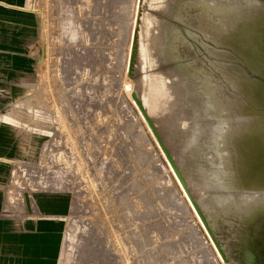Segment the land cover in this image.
Instances as JSON below:
<instances>
[{
    "label": "rangeland",
    "instance_id": "rangeland-1",
    "mask_svg": "<svg viewBox=\"0 0 264 264\" xmlns=\"http://www.w3.org/2000/svg\"><path fill=\"white\" fill-rule=\"evenodd\" d=\"M258 116L264 0H0V217L56 264H264Z\"/></svg>",
    "mask_w": 264,
    "mask_h": 264
},
{
    "label": "crops",
    "instance_id": "crops-1",
    "mask_svg": "<svg viewBox=\"0 0 264 264\" xmlns=\"http://www.w3.org/2000/svg\"><path fill=\"white\" fill-rule=\"evenodd\" d=\"M63 231L54 218L0 217V264H56Z\"/></svg>",
    "mask_w": 264,
    "mask_h": 264
},
{
    "label": "bare ground",
    "instance_id": "bare-ground-1",
    "mask_svg": "<svg viewBox=\"0 0 264 264\" xmlns=\"http://www.w3.org/2000/svg\"><path fill=\"white\" fill-rule=\"evenodd\" d=\"M222 1V0H221ZM228 7V6H227ZM226 7V8H227ZM211 10V9H210ZM209 10V11H210ZM223 10V9H222ZM233 13H235V12H233ZM198 15V14H197ZM200 15V14H199ZM235 15V14H234ZM201 18V17H200ZM235 18V17H234ZM205 22V21H204ZM233 23V22H232ZM203 24V23H202ZM208 24H209V22H208ZM210 25V24H209ZM211 26V25H210ZM202 27H204V26H202ZM201 27V28H202ZM198 28H200V27H198ZM203 30H207V28L206 29H203ZM217 32V31H216ZM203 33V32H202ZM210 33V32H209ZM218 33V32H217ZM211 34V33H210ZM201 35V34H200ZM209 35V34H208ZM212 35H214V34H212ZM217 35V34H216ZM202 36V35H201ZM215 37V36H214ZM210 39H211V37H210ZM215 39V38H214ZM214 39H213V43H214ZM211 41V40H210ZM216 45V44H215ZM236 118H240V117H236ZM258 121H260V124H259V122ZM258 122V125H259V127H260V125H261V123H263L264 124V116H258V118L256 119V121H255V123H257ZM244 136H249L248 134H245ZM211 157H212V155H210ZM261 185V186H260ZM242 193L244 194V195H246V199L248 200V201H250L251 202V206L249 207V210L248 211H250L249 213H252L253 214V212H255V209L259 206V204H262V203H264V185L263 184H258V183H256V182H254V183H251L250 185H249V187H246V188H243L242 189ZM251 258H252V256L251 255H248V260H251Z\"/></svg>",
    "mask_w": 264,
    "mask_h": 264
}]
</instances>
